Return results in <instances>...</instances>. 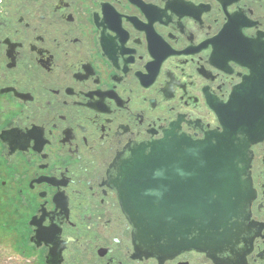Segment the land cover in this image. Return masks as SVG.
I'll return each mask as SVG.
<instances>
[{"label":"flooded vegetation","instance_id":"1","mask_svg":"<svg viewBox=\"0 0 264 264\" xmlns=\"http://www.w3.org/2000/svg\"><path fill=\"white\" fill-rule=\"evenodd\" d=\"M247 109L249 232L138 256L118 165ZM30 137L25 141L23 137ZM0 254L29 264H264V0H0Z\"/></svg>","mask_w":264,"mask_h":264},{"label":"water","instance_id":"2","mask_svg":"<svg viewBox=\"0 0 264 264\" xmlns=\"http://www.w3.org/2000/svg\"><path fill=\"white\" fill-rule=\"evenodd\" d=\"M223 114L222 132L194 140L173 126L118 165L115 185L135 229L138 256L164 260L186 250L223 252L249 232L245 221L254 193L240 165L262 134L247 129L256 118L247 109Z\"/></svg>","mask_w":264,"mask_h":264},{"label":"rangeland","instance_id":"3","mask_svg":"<svg viewBox=\"0 0 264 264\" xmlns=\"http://www.w3.org/2000/svg\"><path fill=\"white\" fill-rule=\"evenodd\" d=\"M0 264H29V263H27L26 261H23V260L20 263V262L11 261L9 259H3L2 255L0 254ZM39 264H41V263H39Z\"/></svg>","mask_w":264,"mask_h":264},{"label":"snow or ice","instance_id":"4","mask_svg":"<svg viewBox=\"0 0 264 264\" xmlns=\"http://www.w3.org/2000/svg\"><path fill=\"white\" fill-rule=\"evenodd\" d=\"M23 139H24L25 141H27V140H29V139H30V137H28V136H25V137H23Z\"/></svg>","mask_w":264,"mask_h":264}]
</instances>
